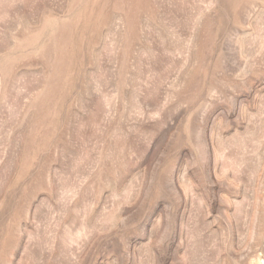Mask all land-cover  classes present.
<instances>
[{
  "label": "rangeland",
  "instance_id": "1",
  "mask_svg": "<svg viewBox=\"0 0 264 264\" xmlns=\"http://www.w3.org/2000/svg\"><path fill=\"white\" fill-rule=\"evenodd\" d=\"M0 264H264V0H0Z\"/></svg>",
  "mask_w": 264,
  "mask_h": 264
},
{
  "label": "bare ground",
  "instance_id": "2",
  "mask_svg": "<svg viewBox=\"0 0 264 264\" xmlns=\"http://www.w3.org/2000/svg\"><path fill=\"white\" fill-rule=\"evenodd\" d=\"M88 1H90V0H88ZM91 1H92V0H91ZM94 1H95V0H94ZM98 1H99V0H98ZM84 2H85V1H84ZM101 2H102V1H101ZM103 2H104V1H103ZM85 3H86V2H85ZM85 3H84V5H85ZM89 3H90V2H89ZM89 3H86V4H89ZM81 4H83V3H81ZM91 5H92V4H91ZM87 6H88V5H87ZM82 7H83V6H82ZM82 7L79 8V9H80V12H81ZM90 7H91V6H90ZM93 7H94V6H93ZM84 9H85V7H84ZM92 11H94V8H93ZM80 12H79V13H80ZM83 12H84V10H83ZM83 12H82V13H83ZM85 12H86V11H85ZM77 13H78V12H77ZM79 13H78V14H79ZM84 14H85V13H84ZM84 14H83V16H84ZM86 15H87V14H86ZM89 16L91 17V16H93V14L90 12V13H89ZM87 17H88V16H87ZM82 20H83V19H82Z\"/></svg>",
  "mask_w": 264,
  "mask_h": 264
}]
</instances>
